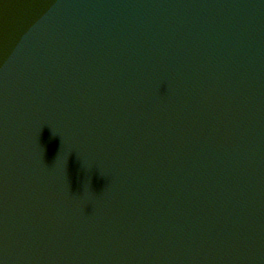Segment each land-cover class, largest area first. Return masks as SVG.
<instances>
[{"label": "water", "instance_id": "water-1", "mask_svg": "<svg viewBox=\"0 0 264 264\" xmlns=\"http://www.w3.org/2000/svg\"><path fill=\"white\" fill-rule=\"evenodd\" d=\"M0 264H264V0H0Z\"/></svg>", "mask_w": 264, "mask_h": 264}]
</instances>
